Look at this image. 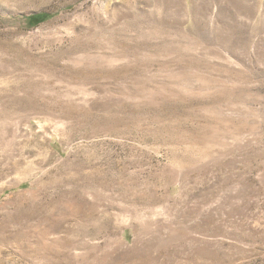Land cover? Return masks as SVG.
Listing matches in <instances>:
<instances>
[{
  "label": "rangeland",
  "instance_id": "1",
  "mask_svg": "<svg viewBox=\"0 0 264 264\" xmlns=\"http://www.w3.org/2000/svg\"><path fill=\"white\" fill-rule=\"evenodd\" d=\"M0 264H264V0H0Z\"/></svg>",
  "mask_w": 264,
  "mask_h": 264
},
{
  "label": "trees",
  "instance_id": "2",
  "mask_svg": "<svg viewBox=\"0 0 264 264\" xmlns=\"http://www.w3.org/2000/svg\"><path fill=\"white\" fill-rule=\"evenodd\" d=\"M52 15L47 14V13H42V14H35L29 17L30 22L33 25H38L48 19H50Z\"/></svg>",
  "mask_w": 264,
  "mask_h": 264
}]
</instances>
